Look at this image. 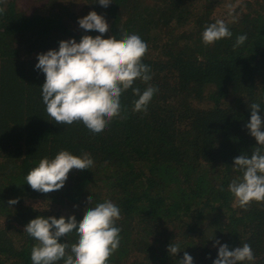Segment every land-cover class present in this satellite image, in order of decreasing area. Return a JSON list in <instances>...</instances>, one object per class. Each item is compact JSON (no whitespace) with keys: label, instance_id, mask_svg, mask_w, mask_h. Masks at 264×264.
Instances as JSON below:
<instances>
[{"label":"trees","instance_id":"obj_1","mask_svg":"<svg viewBox=\"0 0 264 264\" xmlns=\"http://www.w3.org/2000/svg\"><path fill=\"white\" fill-rule=\"evenodd\" d=\"M0 9V264H33L37 241L23 230L37 216L79 222L106 200L121 211L120 245L106 264H177L184 252L193 264H213L216 240L229 250L248 243L253 264H264V202L244 210L228 191L241 175L234 159L256 147L245 127L250 104L260 103L264 123V0H112L107 8L96 0H0ZM91 11L109 25L103 39L136 34L147 44L142 63L158 89L140 113L132 111L138 97L124 92L126 118L98 134L82 122L55 123L35 69L37 55L60 41L101 35L77 23ZM218 19L232 36L206 46L201 34ZM61 150L88 153L93 166L70 170L57 191L25 184L41 159ZM76 241L72 232L58 243ZM172 242L182 250L175 256L167 251Z\"/></svg>","mask_w":264,"mask_h":264},{"label":"clouds","instance_id":"obj_2","mask_svg":"<svg viewBox=\"0 0 264 264\" xmlns=\"http://www.w3.org/2000/svg\"><path fill=\"white\" fill-rule=\"evenodd\" d=\"M101 7L107 8L112 0H96ZM3 9H0L2 12ZM79 27L85 32L95 31L101 35L94 38L84 35L80 42L74 39L60 41L58 50H49L38 54L35 69L44 74L45 80L40 88L42 103L46 113L57 124L72 125L82 122L93 134L104 131L114 118L122 116L121 96L131 89L133 96L138 97L132 104L134 113L146 112L153 95L158 89L149 82L152 79L151 69L142 63L147 52V44L136 34H123L121 39L110 36L105 18L91 11L78 19ZM232 32L224 20L218 19L206 26L201 34L202 42L207 45L230 38ZM247 35L236 37L234 47L245 43ZM140 80L147 85L141 92L134 87ZM250 120L245 127L256 141L251 155L241 154L234 159L233 169L241 175L234 178L228 191L234 197V206L247 210L251 202H264V123L258 115L260 103H252ZM90 154L75 156L69 151L61 150L54 158L41 159L25 176V184L31 189L49 193L60 190L68 178L70 170H88L93 166ZM18 200H9V205ZM92 205V197L87 199ZM121 219L120 208L106 200L83 212L77 222L75 216H69L67 222L63 216L59 219L42 216L25 225L23 232L37 241L31 249L33 264H106L109 257L119 248L120 231L115 226ZM75 232L76 243H58V240ZM218 247L217 257L213 264H253L256 257L251 246H242L229 250L227 244L216 240L213 247ZM167 251L175 256L182 252L179 243H170ZM177 264H193V257L184 252Z\"/></svg>","mask_w":264,"mask_h":264}]
</instances>
